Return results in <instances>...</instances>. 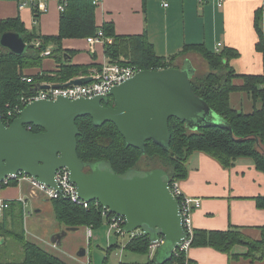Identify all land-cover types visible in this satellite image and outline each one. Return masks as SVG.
<instances>
[{
    "label": "trees",
    "instance_id": "16d2710c",
    "mask_svg": "<svg viewBox=\"0 0 264 264\" xmlns=\"http://www.w3.org/2000/svg\"><path fill=\"white\" fill-rule=\"evenodd\" d=\"M92 2V0L63 1L64 10L59 15V31L54 36H41L26 31L18 18L1 21L0 36L5 32L18 33L27 43L28 48L22 55H15L0 48V109L5 106L10 108L18 103L20 96L30 94L34 84L46 82L64 85L74 78L88 76L89 69L93 67L97 70L101 68L93 63L70 64L67 54L73 53L62 49L64 39L94 37L101 31L104 39H112L110 44H103L106 59L139 71L178 68L174 64L176 58L184 53L194 52L202 57L208 69L201 76H196L194 72L190 79L192 91L216 116L230 126L231 135L224 128L210 126L193 129L185 122L171 118L168 123L169 144L160 146L149 140L141 151L128 146L112 123L96 126L90 117H82L75 121L79 131L76 138L79 159L85 164L106 162L115 174L123 175L133 169L139 170V163L145 158L149 160L145 164L148 168H160L167 173L170 184L186 179L188 175L186 165L195 152L208 155L224 169L231 168L237 159H251L256 170L264 174V72L261 75L238 76L229 65V61L238 56L236 51L229 48L218 52L211 51L203 44L185 45L182 51L168 59L158 57L145 35L116 36L112 24L97 27L94 18L96 6ZM263 14L264 4L255 14V27L260 38L256 49L261 53L263 48L260 21ZM36 41H39L37 47ZM50 44L54 47L50 56L60 64L58 69L52 75L49 73L25 75L23 72L25 69L41 67L44 58L41 53ZM238 77L243 80L241 85H235L233 82ZM26 79H30L31 83H27ZM237 92H243L251 98L253 108L250 112L231 107L230 95ZM112 104V101H109L108 106ZM5 124L8 125L6 122ZM32 131L39 132L40 129L32 127ZM3 188L6 187L2 186ZM254 200L256 207L264 210V195ZM50 201L53 203L56 220L65 227L98 229L103 221H107L111 216L108 212L103 216L102 207L94 202L89 203L88 208L85 209L62 198ZM6 229L0 223V236L4 237L6 234L21 244L23 258L19 264H67L38 245L27 241L24 235ZM260 233L258 240H252L235 228L214 231L192 228L190 248L209 247L228 255L230 261H236L240 257L232 255L231 251L234 246L242 245L247 248L243 258L253 264L264 260V226L260 228ZM149 242L148 235H135L128 239L124 250L148 256L149 259L145 264H156L154 258L157 251L153 256H149ZM185 263L196 264L187 257V254L176 249L163 264Z\"/></svg>",
    "mask_w": 264,
    "mask_h": 264
},
{
    "label": "crops",
    "instance_id": "0c3cea01",
    "mask_svg": "<svg viewBox=\"0 0 264 264\" xmlns=\"http://www.w3.org/2000/svg\"><path fill=\"white\" fill-rule=\"evenodd\" d=\"M25 1L28 0H0V23L7 19L18 18L28 32L41 36L57 35L61 12L58 9L59 2L68 0H42L37 3L39 7L27 3L21 9L20 4ZM164 3L167 7L163 6ZM263 4L264 0H224L221 7H218L215 1L200 2L198 0H98L95 5L94 18L99 28L104 24H112L116 36L145 35L158 57L168 59L182 51L185 45L192 44H203L208 50L217 51V45L220 44L218 51L229 48L238 53L236 58L229 61L236 75H261L264 59L262 53L256 49L260 38L255 27V14ZM43 7L46 8L45 12L41 11ZM108 39L112 41L111 38ZM103 44L100 42L91 46L87 38L64 39L62 49L73 53L72 55L67 54L70 64L90 65L93 63L101 67L108 61L104 55ZM53 48L50 44L46 50L51 53ZM185 62L190 64L195 74L198 65L205 72L208 69L202 57L194 52L178 56L174 64L179 68ZM59 66L60 64L53 57L47 56L43 58L40 68L25 69L23 72L25 75L37 73L52 75ZM95 69V67L89 69L88 76ZM242 81L239 77L233 80L235 85H241ZM44 84L52 85L46 82ZM234 94L245 93L237 92L230 95L231 107L241 109L243 107L241 97H238L234 103L233 99L236 96ZM246 99L249 102L251 100L247 94ZM186 166L188 175L185 180L177 181V184L182 195L200 200L199 207L195 208L191 214L192 228L208 231L235 228L245 237L258 240L261 234L260 228L264 226V210L256 207L254 198L264 195V174L256 170L253 161L240 158L231 168L224 169L208 155L195 152L190 156ZM29 190V184L26 182L0 190V197L11 203L4 217L0 219V223L7 228L6 230L12 231V227L20 218H22L23 227L33 224L35 228H38L41 226L39 219L47 205L52 211L53 220L59 224L52 201L41 195L31 196ZM22 197L25 198L26 205L28 200L33 205L32 218L26 216V206L24 207L19 202ZM48 224L52 230L51 233L54 234L53 238L56 237V233L60 234L62 231L60 227L55 228L56 224L50 222ZM106 227L103 221L98 229L73 228H78V230L84 228L86 238L90 240L94 236V231ZM43 228L47 233L49 232L48 226ZM66 228L70 227L64 226V230ZM88 229L91 233L90 237L87 235ZM108 236L109 231L107 240ZM5 242L6 240H1L0 244ZM45 243L47 248L59 250V243L52 241H45ZM109 244L111 242L107 243L108 251L113 249L112 244L110 246ZM246 252V247L234 246L231 254L240 258L230 261L228 255L209 247H193L189 249L187 257L196 264H252L243 258ZM84 257L75 256L69 259L70 264L90 263ZM148 259L147 256V259L142 262L133 260L132 264H145ZM253 264H264V260Z\"/></svg>",
    "mask_w": 264,
    "mask_h": 264
},
{
    "label": "water",
    "instance_id": "95a60500",
    "mask_svg": "<svg viewBox=\"0 0 264 264\" xmlns=\"http://www.w3.org/2000/svg\"><path fill=\"white\" fill-rule=\"evenodd\" d=\"M0 46L15 55H22L28 48L22 36L13 32L0 36ZM193 74L185 62L180 68L141 70L104 96L77 100L58 97L29 103L9 126L0 121V182L22 173L58 190L55 175L65 168L78 198L86 203L97 202L109 213L122 217L126 234L140 230L150 242L162 236L164 243L154 261L165 263L185 238L180 207L169 189L167 173L157 168L117 175L106 162L83 163L77 155L79 131L75 121L90 117L96 126L112 123L128 146L141 151L149 140L160 146L169 144L171 118L193 129L224 128L231 135L230 126L194 95L190 82ZM91 80L78 77L63 86H80ZM60 86L34 84L31 92ZM109 101L113 103L110 106ZM26 125L40 131H27ZM77 230L67 228L51 241L60 243L65 232ZM77 256L84 257L85 250L80 249Z\"/></svg>",
    "mask_w": 264,
    "mask_h": 264
},
{
    "label": "built area",
    "instance_id": "2783aa9c",
    "mask_svg": "<svg viewBox=\"0 0 264 264\" xmlns=\"http://www.w3.org/2000/svg\"><path fill=\"white\" fill-rule=\"evenodd\" d=\"M39 1L42 0H28L25 2H22L20 4V8H24L27 3L33 4L32 6H38L37 4ZM93 4L96 5L98 0H92ZM200 2L202 1H215L217 3L218 7H221L224 0H198ZM164 7H167V4H163ZM58 9L60 11L64 10L63 1L59 2ZM42 12L46 11V8L43 7L41 9ZM262 28V48H263V59H264V23L261 26ZM87 42L93 46L96 43H111V40L104 39L101 31L97 33L94 37L87 38ZM35 46H39V43H35ZM221 47L220 44L217 45V51ZM42 57L50 56V51L46 50L41 53ZM139 70L122 65L118 62H105L101 65V68L98 71H94L90 76L91 82L88 84L80 85V86H63L61 85L58 88H52L49 87L45 90H38L34 93L30 92L28 95H22L19 98L18 103H15L12 107L8 108L5 106V108L0 109V121L4 124L5 122L10 125V123L19 117L20 112L22 109L28 105L29 103H32L33 101H39V100H49L54 101L58 97L67 98L69 100H77V99H92L96 96H104L107 95L111 88L114 86L120 85L123 82L127 81L128 79L134 77L136 73H138ZM263 72H264V66H263ZM27 83H31L30 79H26ZM44 84V83H40ZM49 85V84H45ZM34 86V85H33ZM32 86V87H33ZM31 87V88H32ZM31 125H26L24 128L27 131H32ZM22 182H26L29 184V192L31 196L41 195L43 198L47 200H57V199H65L76 206H81L85 209L88 208L89 203H86L78 198L76 193V186L73 185L69 180V172L67 169H60L56 172L55 175V183L58 188V190H55L53 188L47 187L43 184H40L35 179L26 176L22 173H18L16 175L7 176L2 182H0V190L3 187H8L11 185V183H14L16 185H19ZM169 189L171 193L174 195V197L177 199L179 207H180V215L183 222V229L185 238L181 241V243L178 244V246L174 250H178L183 252L185 255L188 253L190 249V234L192 231V225H191V214L193 210L200 205V200L196 198H190L187 196L182 195L179 186L177 184V181H174L170 184L169 182ZM19 202L23 204V206H26V200L25 198H20ZM95 204H98L97 202H94ZM99 205V204H98ZM11 203L10 201L3 199L0 197V219H2L6 213V211L10 208ZM103 209V208H102ZM109 213L108 210L103 209L102 215L105 216V213ZM111 216L109 217V221L107 222V227L109 232H116V235L123 236L126 234L124 232V219L122 217H119L117 215L109 213ZM187 233V235H186ZM90 230H87V235L90 237ZM142 232L140 230H137L129 235V238L134 237L135 235H141ZM164 243V238L162 236H159L156 241L149 242V256H153L155 251ZM173 250V251H174ZM90 264V263H87ZM187 264V263H185Z\"/></svg>",
    "mask_w": 264,
    "mask_h": 264
},
{
    "label": "rangeland",
    "instance_id": "374dc122",
    "mask_svg": "<svg viewBox=\"0 0 264 264\" xmlns=\"http://www.w3.org/2000/svg\"><path fill=\"white\" fill-rule=\"evenodd\" d=\"M264 23V16L262 15L260 26ZM262 29V28H261ZM176 67V64H175ZM180 68V67H179ZM95 71H98L95 69ZM205 73L204 69L197 66V73L196 76H201ZM235 98L233 99L234 103L238 100V97H241V101L243 103V107L238 110H243L244 112H250L253 107L252 100L246 99V94H234ZM243 97V98H242ZM250 103V104H246ZM250 106V108H248ZM146 162H149V160L142 158L141 163H139V170L145 171V170H152L146 166ZM151 165H149L150 167ZM155 167V166H154ZM155 169V168H154ZM45 200V199H44ZM26 216L32 218L33 217V205H31L30 200L27 201L26 205ZM31 212V213H30ZM30 215V216H29ZM52 211L50 207L47 205L46 208L42 212V217L39 219L40 225L38 228H35L33 224H28L25 227H23L22 224V218L19 219V221L16 222V224L12 227V231L20 234L25 235V238L32 242L41 248L47 250L51 254L59 257L61 260H64L68 262L69 264L71 261L69 259H72L73 257L77 256V253L80 249L85 250V257L87 261H90V264H103L104 259L106 264H132V261L135 260L137 262H142L147 259L146 255H140L136 253H132L129 251L124 250L125 245L128 242L129 235L124 234L123 236H117L116 232L112 231L109 232L108 240H107V232L108 230L106 228H101L99 230L94 231V236L92 239H87L85 234V229H79L77 232H65V235L61 237L60 243H59V250H51L47 248V245L45 243L52 240L54 234L51 233V229L49 227V222L56 224L57 227L61 228V232L66 231L64 230V226L57 224L53 220ZM109 221V220H108ZM105 221V224L107 226V222ZM48 226V236H46L48 233L44 230L43 227ZM25 228V232L23 234V230ZM59 233H56L58 235ZM3 235V234H2ZM6 240L5 243L0 244V264H19L23 258V252L21 248V244L16 241L15 239L11 238L10 236L4 234V237L0 239ZM111 242L112 244V250L108 252V246L107 243ZM109 244V246L111 245Z\"/></svg>",
    "mask_w": 264,
    "mask_h": 264
}]
</instances>
